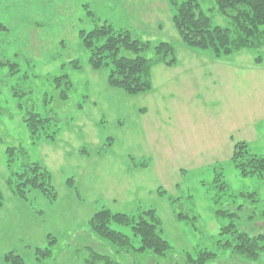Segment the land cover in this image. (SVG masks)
I'll return each mask as SVG.
<instances>
[{
  "label": "rangeland",
  "instance_id": "1",
  "mask_svg": "<svg viewBox=\"0 0 264 264\" xmlns=\"http://www.w3.org/2000/svg\"><path fill=\"white\" fill-rule=\"evenodd\" d=\"M196 1L237 36L234 11L223 16L213 0ZM171 17L166 0H0V261L13 251L26 264H86L93 247L122 264H189L203 250L216 254L207 264H264V251L245 262L221 246L234 237L223 233L231 225L249 236L264 231L263 181L241 177L230 160L239 141L264 155V74L227 68H264V42L217 63L210 51L188 48ZM105 22L151 48L173 47L176 65L152 68L150 92L128 96L108 86L107 69L88 65L80 32ZM63 75L71 83L65 100L54 83ZM31 112L49 119L36 138L24 123ZM24 160L47 168L55 200L38 190L28 203L13 195L10 177ZM103 208L155 210L169 253L124 254L94 237L85 225ZM109 226L139 246L130 227ZM46 246L51 257L37 261L34 249Z\"/></svg>",
  "mask_w": 264,
  "mask_h": 264
},
{
  "label": "trees",
  "instance_id": "2",
  "mask_svg": "<svg viewBox=\"0 0 264 264\" xmlns=\"http://www.w3.org/2000/svg\"><path fill=\"white\" fill-rule=\"evenodd\" d=\"M172 10L173 27L181 41L193 50H208L214 60H221L242 51H255L262 47L264 42V0H213L214 9L223 16H231L237 36L232 38L229 30L212 24L210 17L200 8L196 0H166ZM82 46L89 53L88 65L92 70L107 69V84L118 89L128 96H137L151 91V70L155 65L165 67L176 65L173 47L160 42L151 48L148 40L134 37L130 31L115 30L110 24L103 23L89 32H80ZM152 50L154 57L147 59L144 53ZM260 63V59H255ZM75 68H78L74 64ZM57 87H63L60 92L62 100L67 99L71 88L67 76L54 78ZM49 122L36 113H29L24 123L31 135L36 138L39 127ZM54 137L50 136V140ZM7 152V166L12 164L14 148L9 147ZM231 163L241 177H257L263 181L264 188V155L251 152L245 141L234 142L230 157ZM8 184L13 195L28 203L27 194L38 190L49 200L56 199V192L51 184L50 172L44 165L24 160L20 171L11 174ZM30 190V191H29ZM254 197V194H251ZM171 200L170 198H168ZM172 201V200H171ZM3 197L0 192V208ZM259 219L264 221V202ZM128 226L133 235L139 239V246L133 247L128 236L110 228V223ZM89 232L98 239L108 242L120 253H151L158 257H165L171 246L163 236L161 221L153 209L139 211L128 215L111 212L103 208L95 212L85 225ZM230 232L233 239L224 242L221 246L231 250L232 254L245 262L256 261L264 251V231L255 232L249 236L239 232L234 226L225 228L223 233ZM52 240L51 235L47 236ZM55 241V239H54ZM35 259L42 261L51 257L50 246L35 248ZM90 256L86 264H122L112 260L109 256L100 254L93 247H86ZM216 254L207 250L199 253L197 258L187 256L189 264H207L215 261ZM0 264H26L21 256L13 251L6 253Z\"/></svg>",
  "mask_w": 264,
  "mask_h": 264
},
{
  "label": "crops",
  "instance_id": "3",
  "mask_svg": "<svg viewBox=\"0 0 264 264\" xmlns=\"http://www.w3.org/2000/svg\"><path fill=\"white\" fill-rule=\"evenodd\" d=\"M158 8V7H157ZM158 9H160V8H158ZM152 10H154V9H152ZM218 62H222L221 60H218L217 61V63ZM159 65V64H158ZM225 65V64H224ZM226 66V65H225ZM168 68H171V67H168ZM227 68H229V69H231V71H237V72H248V73H250V74H255V75H257V74H259V75H261V76H263V74H264V68H261L260 66H257V67H253L252 69H246V70H244V69H239L238 67H236V66H228ZM263 113H264V111H263ZM231 139H233V138H229V140L231 141ZM233 147V146H232Z\"/></svg>",
  "mask_w": 264,
  "mask_h": 264
}]
</instances>
